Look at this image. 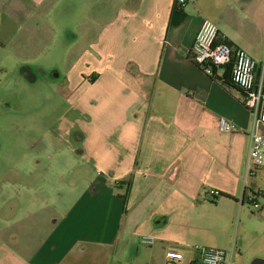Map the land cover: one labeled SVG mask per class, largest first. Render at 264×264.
<instances>
[{"label": "crops", "instance_id": "0c3cea01", "mask_svg": "<svg viewBox=\"0 0 264 264\" xmlns=\"http://www.w3.org/2000/svg\"><path fill=\"white\" fill-rule=\"evenodd\" d=\"M177 1L0 0L3 53L32 51L39 23L67 22L90 40L64 77L69 144L37 161L35 180L0 161V264H168L169 247L183 251L177 264H200V246L264 264L254 118L229 70L212 77L191 55L209 20L263 67L264 0H186L170 26ZM222 119L236 131L221 132Z\"/></svg>", "mask_w": 264, "mask_h": 264}, {"label": "rangeland", "instance_id": "374dc122", "mask_svg": "<svg viewBox=\"0 0 264 264\" xmlns=\"http://www.w3.org/2000/svg\"><path fill=\"white\" fill-rule=\"evenodd\" d=\"M36 32L38 35L28 40L32 51H0V161L16 163L18 173L35 170L31 180L40 175L37 161H47V154L55 155L69 144L62 131L71 111L64 77L90 42L73 38L67 22L39 23ZM3 170L0 167V174Z\"/></svg>", "mask_w": 264, "mask_h": 264}, {"label": "built area", "instance_id": "2783aa9c", "mask_svg": "<svg viewBox=\"0 0 264 264\" xmlns=\"http://www.w3.org/2000/svg\"><path fill=\"white\" fill-rule=\"evenodd\" d=\"M182 6L186 0H178ZM192 61L206 74L212 76L215 68L231 64L232 82L244 92L245 106L250 110L254 123L249 133L248 163L254 171H264V133L259 128L264 127V66L258 68L257 63L245 51L234 49L220 38L218 27L209 20H204L195 37L191 50ZM221 132H235L236 127L227 120L220 121ZM214 198L220 196L218 190H211ZM253 207L262 206L254 202ZM141 243L152 245L154 238L142 237ZM200 254V264H231V255L226 251L210 248H197ZM168 264H177L183 259V251L179 247H169L166 252Z\"/></svg>", "mask_w": 264, "mask_h": 264}, {"label": "trees", "instance_id": "16d2710c", "mask_svg": "<svg viewBox=\"0 0 264 264\" xmlns=\"http://www.w3.org/2000/svg\"><path fill=\"white\" fill-rule=\"evenodd\" d=\"M178 4L179 3L177 1L176 6L172 10V14H171V18H170V26L179 25L182 22V20L185 18V16H186V14L183 12V9L180 8ZM220 68H222V67H220ZM223 68H227V70H229L228 73H230L231 81H232V72H231L232 71V69H231L232 67H231V64L225 65V66H223ZM216 70H218V68H215L213 70L212 77H216V75H215L216 74ZM223 81H225L226 83L230 84V82L228 81L227 78H223ZM232 84L235 85L233 82H232ZM125 200H126V197H125ZM254 202H256V201L252 200L251 204L253 205Z\"/></svg>", "mask_w": 264, "mask_h": 264}, {"label": "flooded vegetation", "instance_id": "af4514ba", "mask_svg": "<svg viewBox=\"0 0 264 264\" xmlns=\"http://www.w3.org/2000/svg\"><path fill=\"white\" fill-rule=\"evenodd\" d=\"M23 74L29 78H32L33 75L28 70H23ZM31 76V77H30Z\"/></svg>", "mask_w": 264, "mask_h": 264}]
</instances>
